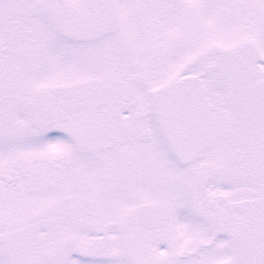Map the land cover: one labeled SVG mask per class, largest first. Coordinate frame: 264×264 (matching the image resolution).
I'll use <instances>...</instances> for the list:
<instances>
[{
    "label": "snow or ice",
    "instance_id": "6c2138e0",
    "mask_svg": "<svg viewBox=\"0 0 264 264\" xmlns=\"http://www.w3.org/2000/svg\"><path fill=\"white\" fill-rule=\"evenodd\" d=\"M0 264H264V0H0Z\"/></svg>",
    "mask_w": 264,
    "mask_h": 264
}]
</instances>
